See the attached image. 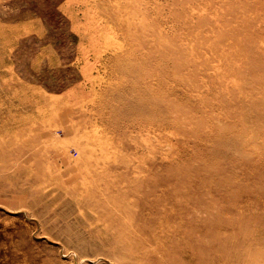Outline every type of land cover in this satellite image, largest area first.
Masks as SVG:
<instances>
[{"label": "rangeland", "instance_id": "374dc122", "mask_svg": "<svg viewBox=\"0 0 264 264\" xmlns=\"http://www.w3.org/2000/svg\"><path fill=\"white\" fill-rule=\"evenodd\" d=\"M0 264H264V0H0Z\"/></svg>", "mask_w": 264, "mask_h": 264}, {"label": "bare ground", "instance_id": "6f19581e", "mask_svg": "<svg viewBox=\"0 0 264 264\" xmlns=\"http://www.w3.org/2000/svg\"><path fill=\"white\" fill-rule=\"evenodd\" d=\"M212 238V237H211ZM226 249V248H225ZM224 249H222V251H223ZM224 252V251H223ZM226 254V253H225Z\"/></svg>", "mask_w": 264, "mask_h": 264}]
</instances>
